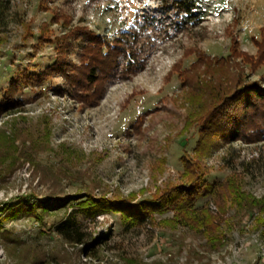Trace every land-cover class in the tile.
I'll return each mask as SVG.
<instances>
[{"label":"rangeland","instance_id":"374dc122","mask_svg":"<svg viewBox=\"0 0 264 264\" xmlns=\"http://www.w3.org/2000/svg\"><path fill=\"white\" fill-rule=\"evenodd\" d=\"M171 1L9 0V14L0 24V99L21 72L44 73L54 62V43L39 41L43 23L51 41L75 26L106 38L141 26L137 48L143 53L135 55L144 65L126 78L122 66L115 70L95 105L82 106L59 94L63 79L55 73L16 92L14 114L0 113V133L18 139L17 152L32 155V161L20 159L17 168L0 174V264H129L128 259L142 264H264V204L251 214L227 208L216 232L221 244L215 248L198 232L159 224L171 212L129 227L118 212L92 220L78 205L86 197L136 203L181 183L182 160L192 158L197 140L195 129L186 125L196 103L187 100V88L172 67L189 69L195 80L213 84L218 75L204 65L190 69L197 51L224 58L234 37L241 51L256 52L252 39L259 40L264 25V0H195L202 20L177 31L171 9L164 6ZM53 13L67 16L69 27L51 24ZM79 43L69 50L72 62L78 60ZM242 69L245 85L264 87L261 68ZM235 72L230 71L229 80ZM17 152L11 151L6 163ZM202 162L210 168L209 183L236 179L242 191L264 203V138L230 139ZM43 203L52 210L41 213L36 207ZM209 203V197H202L196 206L215 215L217 209L212 211ZM68 215L85 235L80 244L55 230ZM98 237L108 238L98 243Z\"/></svg>","mask_w":264,"mask_h":264},{"label":"trees","instance_id":"16d2710c","mask_svg":"<svg viewBox=\"0 0 264 264\" xmlns=\"http://www.w3.org/2000/svg\"><path fill=\"white\" fill-rule=\"evenodd\" d=\"M164 6L171 9L176 31L180 30L182 24L196 26L203 18V13L195 0H172L170 4L165 3ZM9 10V0H0V24L5 22ZM50 21L51 24L59 23L64 28H68L70 19L65 15L53 13ZM132 28V31H125L120 36L106 38L86 26H75L51 41L49 26L43 23L39 41L54 43L55 60L44 73L32 75L24 71L11 80L2 93L0 113L7 116L14 114L19 104V99L14 97L15 93L21 90L22 86L43 82L55 73L61 74L63 79L61 86L57 87L59 94L70 96L82 106L97 104L104 94L105 85L120 66L124 69L125 78L143 68L144 59L141 60L135 55V52L139 55L143 53L141 48H137L136 31L141 26ZM76 41L80 42V54L77 62H72L68 54ZM252 42L256 49L254 55L241 51L234 37L231 38L229 54L224 58L209 57L200 51L196 52L197 61L190 69L195 70L197 64L204 65L209 71L218 75V79L213 84L202 79L195 80L189 75V69L181 71L177 65L172 67V72H178L177 76L181 79L183 87L187 88V100L196 103L194 110L186 117V125L195 129L197 140L192 158L186 157L182 160L181 183L157 192L150 200L136 203L132 200L127 203L123 199L107 203L104 200L86 197L78 205L88 218L94 220L103 212H118L123 224L137 227L153 222L155 215L161 216L171 212L172 217L160 219L159 224L171 230L183 227L188 231L198 232L205 237L208 245L215 248L221 244V237L216 232L226 219L227 208L234 207L239 211L244 210L247 214L262 208L263 200L255 199L242 191L236 179L209 183L205 178L210 173V168L202 162L213 148L230 139L253 141L264 138V87L260 88L261 84L258 82L245 85L241 80L244 72L242 67H247L250 72L261 68L264 73V25L260 28L259 40L252 39ZM121 61L123 63H120ZM231 70L236 72L229 80ZM222 79L227 80L222 83ZM189 88L192 91L190 96ZM140 118L136 120V126L141 123ZM223 137L227 139L219 141ZM215 138L219 139L213 142ZM17 140L6 133H0V141H2L0 174L6 169L17 168L20 159L32 161L30 152H20V150L17 152L15 144ZM35 146L39 144L36 143ZM10 150L18 154L6 163L4 158L9 156ZM202 197H209L210 202L214 203L217 209L215 215H211L204 206H196ZM51 207L43 203L36 208L40 209L41 213H45L52 210ZM19 211L16 210L13 214L17 215ZM69 216L56 226L55 230L66 241L80 244L84 241L85 235L81 233L79 224ZM108 237H98L95 242L102 243ZM126 261L129 264H142L138 260Z\"/></svg>","mask_w":264,"mask_h":264},{"label":"built area","instance_id":"2783aa9c","mask_svg":"<svg viewBox=\"0 0 264 264\" xmlns=\"http://www.w3.org/2000/svg\"><path fill=\"white\" fill-rule=\"evenodd\" d=\"M209 208H210L212 211H215V210H216L215 205L212 204L211 202L209 203Z\"/></svg>","mask_w":264,"mask_h":264}]
</instances>
